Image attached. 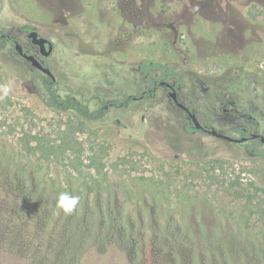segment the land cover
I'll use <instances>...</instances> for the list:
<instances>
[{
  "label": "rangeland",
  "instance_id": "1",
  "mask_svg": "<svg viewBox=\"0 0 264 264\" xmlns=\"http://www.w3.org/2000/svg\"><path fill=\"white\" fill-rule=\"evenodd\" d=\"M30 29L53 42L48 57ZM0 31L92 109L148 89L138 65L157 60L202 124L264 136V0H0ZM42 90L37 68L0 52V264H264L250 140L186 129L163 85L96 120ZM65 192L80 197L70 215Z\"/></svg>",
  "mask_w": 264,
  "mask_h": 264
},
{
  "label": "trees",
  "instance_id": "2",
  "mask_svg": "<svg viewBox=\"0 0 264 264\" xmlns=\"http://www.w3.org/2000/svg\"><path fill=\"white\" fill-rule=\"evenodd\" d=\"M15 40H18L15 35L0 31V52L14 49L13 44ZM138 71L149 83L148 89L142 90L139 95L124 94L123 98L100 99L101 105L95 109L90 108L84 99L75 95H61L56 86V80L39 71L40 83L44 89V91L42 90L43 100L55 110H72L89 120H96L102 118L109 107L127 106L129 103L138 98L145 96L153 97L156 87L161 84L162 81H168L171 77H175L178 85L182 83L180 73L161 61L143 60L138 65ZM156 73H159V77ZM186 129L196 130V128L191 124L186 125ZM237 131L241 133V136L239 137H245L243 141H251L247 147L250 152L259 156H264V142H262L260 138H253L249 136L250 134L245 127H239L237 128Z\"/></svg>",
  "mask_w": 264,
  "mask_h": 264
},
{
  "label": "water",
  "instance_id": "3",
  "mask_svg": "<svg viewBox=\"0 0 264 264\" xmlns=\"http://www.w3.org/2000/svg\"><path fill=\"white\" fill-rule=\"evenodd\" d=\"M28 38H30L31 42L33 43V45L37 46L39 49V53L42 57H48L54 50V44L53 42L45 37L42 36L38 30L36 29H30V31L27 34ZM14 49L15 51L25 60H27L32 66H34L35 68H37L39 71H41L42 73L51 76L53 79H55V75L52 73L51 69L46 66L41 59H39L34 53H31L27 50H25L23 44L19 41V40H15L14 41ZM161 84H165L167 85L170 89H169V95L171 97V99L180 107L182 108L184 111H186L192 121L193 126L196 129H206L208 130L209 133L214 134L218 137L221 138H225L227 140H231V141H235V142H241L245 139V137H235V136H231L229 134H225L222 132L217 131L215 128L213 127H205L196 117L195 113L193 112V110L186 104L182 103L177 95V91L175 86L170 83L169 81H162ZM251 137L253 138H260V140L262 142H264V136L260 135L258 133H250Z\"/></svg>",
  "mask_w": 264,
  "mask_h": 264
},
{
  "label": "clouds",
  "instance_id": "4",
  "mask_svg": "<svg viewBox=\"0 0 264 264\" xmlns=\"http://www.w3.org/2000/svg\"><path fill=\"white\" fill-rule=\"evenodd\" d=\"M5 89V94H7ZM80 202V197L72 193H61L56 200L57 209L61 210L64 214L70 215L76 211L77 206Z\"/></svg>",
  "mask_w": 264,
  "mask_h": 264
},
{
  "label": "flooded vegetation",
  "instance_id": "5",
  "mask_svg": "<svg viewBox=\"0 0 264 264\" xmlns=\"http://www.w3.org/2000/svg\"><path fill=\"white\" fill-rule=\"evenodd\" d=\"M30 31V30H29ZM39 32V31H38ZM26 50V49H25ZM45 58V57H44ZM159 85H163V86H165L167 89H168V91H169V87L167 86V85H165V84H159ZM158 85V86H159ZM176 88V87H175ZM177 91V90H176ZM177 105V104H176ZM178 106V105H177ZM179 107V106H178ZM190 107V106H189ZM191 108V107H190ZM182 109V108H181ZM192 109V108H191ZM183 110V109H182ZM184 111V110H183ZM187 115H188V113L186 112V111H184ZM188 117H189V115H188ZM189 119H190V117H189ZM190 124L191 125H193L192 124V121H191V119H190ZM205 127H208V128H210V126H207V125H205V124H203ZM196 130H199V131H202V132H206V133H209L208 132V130H206V129H196ZM236 133H237V136H235V137H239V136H241V133L240 132H238L237 131V129H236ZM248 133L250 134V133H252L251 131H248ZM245 141H247V140H245Z\"/></svg>",
  "mask_w": 264,
  "mask_h": 264
}]
</instances>
